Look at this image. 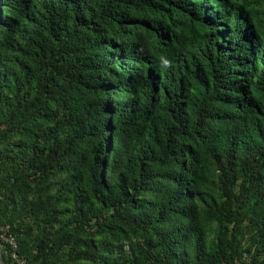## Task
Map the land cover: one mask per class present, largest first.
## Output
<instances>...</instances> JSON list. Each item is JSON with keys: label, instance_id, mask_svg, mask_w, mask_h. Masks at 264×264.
Listing matches in <instances>:
<instances>
[{"label": "trees", "instance_id": "16d2710c", "mask_svg": "<svg viewBox=\"0 0 264 264\" xmlns=\"http://www.w3.org/2000/svg\"><path fill=\"white\" fill-rule=\"evenodd\" d=\"M0 226L3 264H264V0H0Z\"/></svg>", "mask_w": 264, "mask_h": 264}, {"label": "built area", "instance_id": "2783aa9c", "mask_svg": "<svg viewBox=\"0 0 264 264\" xmlns=\"http://www.w3.org/2000/svg\"><path fill=\"white\" fill-rule=\"evenodd\" d=\"M6 229L7 228L0 226V240H5V241L9 242L10 244H12L14 249H17L18 244H17L15 238L12 236H8L6 234ZM0 255H1V249H0ZM13 256L15 258L14 264H25V260L20 258L17 253H14ZM0 264H3V263L0 261Z\"/></svg>", "mask_w": 264, "mask_h": 264}, {"label": "clouds", "instance_id": "9594fccd", "mask_svg": "<svg viewBox=\"0 0 264 264\" xmlns=\"http://www.w3.org/2000/svg\"><path fill=\"white\" fill-rule=\"evenodd\" d=\"M235 44H236V43H235ZM251 45H252V44H251ZM253 48H254V45H252L251 48H249V46H246V49H249V50H250V52H249V56H245L244 54H240V55H239L240 58H244V60H243V62H242V64H243V63L246 62V60L248 61L249 58H252V54H253V53L255 54L254 61L251 62V68H252L253 73H254V77H253L252 79H254L255 76H256L257 65H258V62H259L258 53H257L259 47L256 48L255 50H253ZM233 49H234V47H232L231 50H233ZM246 94H248V92H246Z\"/></svg>", "mask_w": 264, "mask_h": 264}, {"label": "water", "instance_id": "95a60500", "mask_svg": "<svg viewBox=\"0 0 264 264\" xmlns=\"http://www.w3.org/2000/svg\"><path fill=\"white\" fill-rule=\"evenodd\" d=\"M1 262H2V263H4V262H5L3 258H1Z\"/></svg>", "mask_w": 264, "mask_h": 264}]
</instances>
